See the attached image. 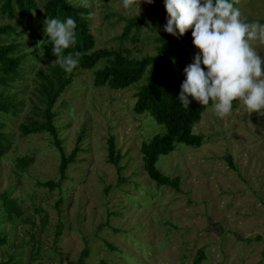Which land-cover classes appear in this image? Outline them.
<instances>
[{"label": "rangeland", "instance_id": "1", "mask_svg": "<svg viewBox=\"0 0 264 264\" xmlns=\"http://www.w3.org/2000/svg\"><path fill=\"white\" fill-rule=\"evenodd\" d=\"M89 10L94 50L114 49L140 59L155 52L157 21L149 19L136 41H120L128 22L142 17L151 4L129 9L122 0H69ZM26 22L12 24L24 54V75L6 92L15 97L14 113H1L8 151L0 158V195L13 202L9 214L0 196V264H264V110L247 114L242 102L221 118L213 105L193 133L199 148L176 144L156 168L178 188L158 186L143 168L140 146L164 128L133 111L143 82L124 90L93 86V70L77 67L71 84L53 109L57 139L65 155L78 153L61 179L60 151L48 133L24 135L20 126L40 121L39 70L53 58L42 54V6ZM245 22L264 24V0H230ZM0 14V25L7 24ZM264 57V44L252 42ZM187 50L193 62L198 49ZM103 64L99 63L95 69ZM32 123V122H31ZM112 137L121 160L107 163ZM31 163L24 168L20 160ZM230 159V161H229ZM52 181L59 186L49 188Z\"/></svg>", "mask_w": 264, "mask_h": 264}, {"label": "trees", "instance_id": "2", "mask_svg": "<svg viewBox=\"0 0 264 264\" xmlns=\"http://www.w3.org/2000/svg\"><path fill=\"white\" fill-rule=\"evenodd\" d=\"M37 10L35 0H0V14L8 21L7 24L0 25V114L14 113L15 97L8 94L6 90L14 88L12 83L16 78L23 77L25 68L24 54L18 52L19 46L16 43L6 42L9 38L15 41L17 29L12 22L17 18L29 22L33 12ZM88 15V9L75 5L69 0H46L42 6L44 21L47 18L63 21L68 17L76 21V42L64 50V54L80 53L77 68L82 71L93 70L95 88L108 87L117 91L143 82L136 94L133 111L138 115L148 113L159 126L164 128L149 141L142 142L140 153L143 168L148 177L158 186L178 188L179 178L170 179L162 175L156 168V164L161 156L171 153L176 144L192 148H199L202 145L203 136L193 133V129L200 122L206 109L212 106L211 102L207 106H202L189 97L192 102L189 108H184L178 99L180 86L185 79L183 70L192 63L187 50V43L192 40V30L189 29L183 36H179L178 33L177 36L166 33L164 26L167 22V12L164 0H153L147 12L137 20L128 22L118 38L120 41H125L133 32L132 41H136L145 23L151 18L156 19L158 36L154 40L155 52L153 55L136 59L120 50L106 48L94 50L95 42L90 33ZM39 48L44 56L51 57L54 61V64L46 66V71L39 70L36 73L38 81L36 89L42 105V109L38 110L41 120L31 121L32 123L23 124L19 128L24 135L44 132L51 135L54 146L60 151L61 161L58 171L63 179L68 165L74 161L78 150L75 148L69 155L64 154L53 124V119L56 117L53 107L71 84L72 77L67 76V72L55 63L56 57L52 54L53 45L46 33L39 43ZM99 63L103 65L95 69ZM205 71H207L206 68ZM8 145L9 137L1 131L0 125V158L7 153ZM107 153V163L119 169L121 156L112 137L107 140ZM20 163L21 167L26 168L31 162L28 159H21ZM43 185L54 188L60 183L48 181ZM1 195L4 208L12 214L13 202L7 198L6 194ZM203 257V252L200 251L193 264H200Z\"/></svg>", "mask_w": 264, "mask_h": 264}, {"label": "clouds", "instance_id": "3", "mask_svg": "<svg viewBox=\"0 0 264 264\" xmlns=\"http://www.w3.org/2000/svg\"><path fill=\"white\" fill-rule=\"evenodd\" d=\"M152 4L153 0H144ZM129 9L137 0H122ZM140 4V0H139ZM167 22L164 31L183 36L191 29L192 43L199 51L184 68L179 101L189 108V97L202 106L211 102L218 117L233 111V102H242L247 114L264 110V57L252 42L264 44V24L248 23L230 0H164ZM44 32L50 38L55 63L71 73L79 64V52L64 54L75 41L76 21L46 19ZM202 65L204 67H202ZM205 68L207 71H205Z\"/></svg>", "mask_w": 264, "mask_h": 264}]
</instances>
